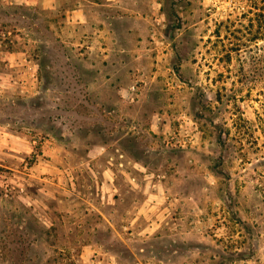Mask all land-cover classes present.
I'll return each mask as SVG.
<instances>
[{
  "label": "rangeland",
  "instance_id": "obj_1",
  "mask_svg": "<svg viewBox=\"0 0 264 264\" xmlns=\"http://www.w3.org/2000/svg\"><path fill=\"white\" fill-rule=\"evenodd\" d=\"M263 0H0V264H264Z\"/></svg>",
  "mask_w": 264,
  "mask_h": 264
},
{
  "label": "trees",
  "instance_id": "obj_2",
  "mask_svg": "<svg viewBox=\"0 0 264 264\" xmlns=\"http://www.w3.org/2000/svg\"><path fill=\"white\" fill-rule=\"evenodd\" d=\"M261 16L263 17V20H264V9H263V12L261 13ZM263 32H264V23H263ZM263 37H264V33H263Z\"/></svg>",
  "mask_w": 264,
  "mask_h": 264
}]
</instances>
